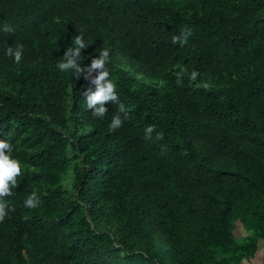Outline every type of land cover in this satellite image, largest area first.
<instances>
[{
	"label": "trees",
	"instance_id": "16d2710c",
	"mask_svg": "<svg viewBox=\"0 0 264 264\" xmlns=\"http://www.w3.org/2000/svg\"><path fill=\"white\" fill-rule=\"evenodd\" d=\"M6 24L0 139L21 174L0 198V264L255 257L264 243V0H0ZM180 32L187 39L173 43ZM79 33L83 64L109 49L129 113L116 129L117 105L93 117L89 82L56 67ZM17 44L19 62L6 54ZM33 191L40 202L28 208ZM237 225L249 233L241 244Z\"/></svg>",
	"mask_w": 264,
	"mask_h": 264
},
{
	"label": "clouds",
	"instance_id": "9594fccd",
	"mask_svg": "<svg viewBox=\"0 0 264 264\" xmlns=\"http://www.w3.org/2000/svg\"><path fill=\"white\" fill-rule=\"evenodd\" d=\"M13 31L10 25H3L0 28V33ZM187 32L173 34V43L186 40ZM72 45L66 47L63 52V59L58 61L56 67L64 72L71 73L72 77L83 76L91 85L84 89V100L88 109L91 110L93 117H101L107 111L106 102L111 105L115 104L118 111L112 116L110 126L116 129L121 126L125 117L128 116L126 106L120 101L117 93V85L111 78L107 62L109 61V49L103 48L98 54L93 56L90 63L83 64L85 56L81 55V50L88 45L85 38L79 33L73 36ZM22 44H17L15 47L7 46L6 54L11 56L15 62H19L22 57ZM95 73V74H93ZM198 73L193 69L189 76L195 79ZM154 125L149 124L144 128V136L146 139L151 138ZM157 138L161 133H156ZM21 174L20 161L12 155V145L6 139H0V198L11 195L12 188L17 184V176ZM39 196L35 191L29 194L23 201L28 208H35L39 205ZM6 215V207L0 204V220Z\"/></svg>",
	"mask_w": 264,
	"mask_h": 264
},
{
	"label": "rangeland",
	"instance_id": "374dc122",
	"mask_svg": "<svg viewBox=\"0 0 264 264\" xmlns=\"http://www.w3.org/2000/svg\"><path fill=\"white\" fill-rule=\"evenodd\" d=\"M71 184V178L68 180V182L65 184V189H69L68 186ZM234 237L238 243H244L245 238L249 233L245 232L241 226L237 225L236 229L233 232ZM259 253L255 255L254 258L250 260H244L240 264H264V243L260 242L259 243Z\"/></svg>",
	"mask_w": 264,
	"mask_h": 264
},
{
	"label": "crops",
	"instance_id": "0c3cea01",
	"mask_svg": "<svg viewBox=\"0 0 264 264\" xmlns=\"http://www.w3.org/2000/svg\"><path fill=\"white\" fill-rule=\"evenodd\" d=\"M258 251H259V247H258ZM258 251H257L256 255L259 253Z\"/></svg>",
	"mask_w": 264,
	"mask_h": 264
}]
</instances>
